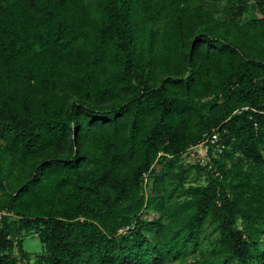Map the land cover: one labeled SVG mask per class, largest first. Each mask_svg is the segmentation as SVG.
<instances>
[{"label":"trees","instance_id":"1","mask_svg":"<svg viewBox=\"0 0 264 264\" xmlns=\"http://www.w3.org/2000/svg\"><path fill=\"white\" fill-rule=\"evenodd\" d=\"M250 1L0 0V264H264Z\"/></svg>","mask_w":264,"mask_h":264},{"label":"rangeland","instance_id":"2","mask_svg":"<svg viewBox=\"0 0 264 264\" xmlns=\"http://www.w3.org/2000/svg\"><path fill=\"white\" fill-rule=\"evenodd\" d=\"M224 2V1H222ZM245 3L247 4V6L251 7L252 6V1L250 0H245ZM257 12H251L249 13V15H245L244 16V20L247 19V17H257ZM185 161L186 162H194L193 158L190 157H185ZM187 180L189 182H196L197 184H205L206 183V175L205 173H197L196 171H191L187 174ZM23 247L27 252V259H28V264H31L36 256L38 254H40L43 250L42 244L40 243V241L38 240L37 237L33 236V235H27L25 236L24 240H23ZM194 255H188L186 257L181 258L180 260L171 263V264H186L187 262H194ZM21 264H26V263H21Z\"/></svg>","mask_w":264,"mask_h":264},{"label":"built area","instance_id":"3","mask_svg":"<svg viewBox=\"0 0 264 264\" xmlns=\"http://www.w3.org/2000/svg\"><path fill=\"white\" fill-rule=\"evenodd\" d=\"M216 142H217V134L213 133L210 137L205 139L203 142L199 143L196 146L190 147L185 156L193 158L195 163H198L203 166L206 164V161H207V154H208V148H209L208 143L211 145H215Z\"/></svg>","mask_w":264,"mask_h":264}]
</instances>
